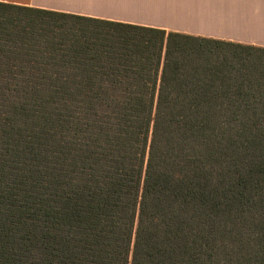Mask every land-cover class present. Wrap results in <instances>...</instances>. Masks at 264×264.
I'll return each instance as SVG.
<instances>
[{
	"label": "trees",
	"instance_id": "16d2710c",
	"mask_svg": "<svg viewBox=\"0 0 264 264\" xmlns=\"http://www.w3.org/2000/svg\"><path fill=\"white\" fill-rule=\"evenodd\" d=\"M0 264H264V48L0 2Z\"/></svg>",
	"mask_w": 264,
	"mask_h": 264
},
{
	"label": "crops",
	"instance_id": "0c3cea01",
	"mask_svg": "<svg viewBox=\"0 0 264 264\" xmlns=\"http://www.w3.org/2000/svg\"><path fill=\"white\" fill-rule=\"evenodd\" d=\"M264 48V0H0Z\"/></svg>",
	"mask_w": 264,
	"mask_h": 264
}]
</instances>
